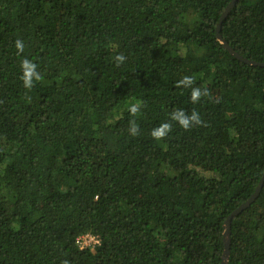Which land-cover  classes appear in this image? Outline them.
Here are the masks:
<instances>
[{
	"label": "trees",
	"instance_id": "16d2710c",
	"mask_svg": "<svg viewBox=\"0 0 264 264\" xmlns=\"http://www.w3.org/2000/svg\"><path fill=\"white\" fill-rule=\"evenodd\" d=\"M230 2L0 0V264H221L264 173V68L216 37ZM220 35L264 63V0H237ZM185 76L209 95L192 103ZM230 241L228 264H264V184Z\"/></svg>",
	"mask_w": 264,
	"mask_h": 264
},
{
	"label": "clouds",
	"instance_id": "9594fccd",
	"mask_svg": "<svg viewBox=\"0 0 264 264\" xmlns=\"http://www.w3.org/2000/svg\"><path fill=\"white\" fill-rule=\"evenodd\" d=\"M15 48L17 50V54H21L24 52V42L22 40H15L14 42ZM126 57L123 54H119L115 57L116 65L119 67L122 63H124ZM21 68V80L23 82V86L27 90H31L34 87L35 82H39L42 80L40 72L37 70V65L33 63L29 59H23L20 64ZM194 84V79L190 76L183 77L180 81L177 82L176 87H190L191 90V102L198 103L202 96H208L209 91L207 88L201 90L200 87H192ZM143 106V102L137 100L135 103H132L128 111L129 113L135 117L140 112L141 107ZM170 120L176 122L180 128L184 131H189L193 126H203V121L198 112L192 111L191 114L186 113L183 110H175L170 115ZM172 131V124L165 122L160 124L158 127L154 128L151 131V136L153 139L157 141H161L165 139L168 134ZM129 133L132 136H136L139 134V127L136 124L135 120L130 121L129 124ZM87 237L88 241L82 246H87L91 242H96L92 237Z\"/></svg>",
	"mask_w": 264,
	"mask_h": 264
},
{
	"label": "water",
	"instance_id": "95a60500",
	"mask_svg": "<svg viewBox=\"0 0 264 264\" xmlns=\"http://www.w3.org/2000/svg\"><path fill=\"white\" fill-rule=\"evenodd\" d=\"M237 0H231V2L229 3V5L226 7L225 11L223 12V14L221 15L220 19H219V23L216 27V37L217 40L221 43V45L223 46V48H225L230 55H232L234 58H236L238 61L243 62L249 66H254V67H261L264 68V63H256V62H252L247 60L246 58L242 57L241 55H239L238 53H236L221 37L220 35V30H221V25L222 22L226 19V17L228 16L229 12L234 8L235 3ZM264 184V173L257 185V187L255 188V191L253 192V194L250 196L249 199H247V201L245 203H243L242 205H240L237 209H235L224 221L223 226H222V243H223V252H222V256H221V264H228V260H229V256H230V226H231V221L237 217L238 215H240L243 211H245L247 208H249L251 206V204H253L255 202V200L258 198V196L260 195L261 189L263 187Z\"/></svg>",
	"mask_w": 264,
	"mask_h": 264
},
{
	"label": "built area",
	"instance_id": "2783aa9c",
	"mask_svg": "<svg viewBox=\"0 0 264 264\" xmlns=\"http://www.w3.org/2000/svg\"><path fill=\"white\" fill-rule=\"evenodd\" d=\"M86 241H88V239H87V237H84V238L82 239V243H81V244H85Z\"/></svg>",
	"mask_w": 264,
	"mask_h": 264
}]
</instances>
